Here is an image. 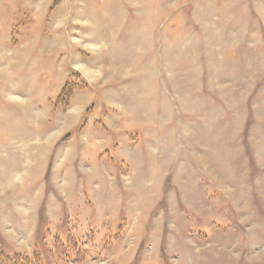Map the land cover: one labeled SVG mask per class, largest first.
<instances>
[{
	"label": "rangeland",
	"instance_id": "1",
	"mask_svg": "<svg viewBox=\"0 0 264 264\" xmlns=\"http://www.w3.org/2000/svg\"><path fill=\"white\" fill-rule=\"evenodd\" d=\"M0 253L264 264V0H0Z\"/></svg>",
	"mask_w": 264,
	"mask_h": 264
},
{
	"label": "trees",
	"instance_id": "2",
	"mask_svg": "<svg viewBox=\"0 0 264 264\" xmlns=\"http://www.w3.org/2000/svg\"><path fill=\"white\" fill-rule=\"evenodd\" d=\"M19 257V258H18ZM0 264H33L28 257L25 256H9L7 254L0 253Z\"/></svg>",
	"mask_w": 264,
	"mask_h": 264
},
{
	"label": "flooded vegetation",
	"instance_id": "3",
	"mask_svg": "<svg viewBox=\"0 0 264 264\" xmlns=\"http://www.w3.org/2000/svg\"><path fill=\"white\" fill-rule=\"evenodd\" d=\"M59 96V95H58ZM60 97V96H59Z\"/></svg>",
	"mask_w": 264,
	"mask_h": 264
},
{
	"label": "bare ground",
	"instance_id": "4",
	"mask_svg": "<svg viewBox=\"0 0 264 264\" xmlns=\"http://www.w3.org/2000/svg\"><path fill=\"white\" fill-rule=\"evenodd\" d=\"M84 71V70H83Z\"/></svg>",
	"mask_w": 264,
	"mask_h": 264
}]
</instances>
